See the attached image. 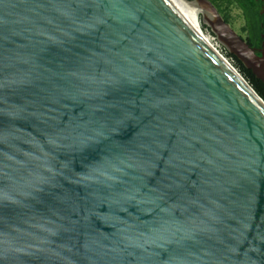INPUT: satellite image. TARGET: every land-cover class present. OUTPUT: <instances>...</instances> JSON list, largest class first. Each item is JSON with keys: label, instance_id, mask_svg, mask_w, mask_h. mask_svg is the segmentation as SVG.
Returning <instances> with one entry per match:
<instances>
[{"label": "water", "instance_id": "obj_1", "mask_svg": "<svg viewBox=\"0 0 264 264\" xmlns=\"http://www.w3.org/2000/svg\"><path fill=\"white\" fill-rule=\"evenodd\" d=\"M0 264H264V100L171 0H0Z\"/></svg>", "mask_w": 264, "mask_h": 264}, {"label": "trees", "instance_id": "obj_2", "mask_svg": "<svg viewBox=\"0 0 264 264\" xmlns=\"http://www.w3.org/2000/svg\"><path fill=\"white\" fill-rule=\"evenodd\" d=\"M193 1V0H190ZM216 7L225 22L233 26L234 18L230 14L231 4H236L241 9L243 24L240 27V36L260 55V48L264 40V13L262 0H209ZM199 25L205 34L215 36L211 28L203 22L202 14H199ZM221 53L231 62L240 74L249 82L254 90L264 100V83L247 68L236 55L220 46Z\"/></svg>", "mask_w": 264, "mask_h": 264}, {"label": "bare ground", "instance_id": "obj_3", "mask_svg": "<svg viewBox=\"0 0 264 264\" xmlns=\"http://www.w3.org/2000/svg\"><path fill=\"white\" fill-rule=\"evenodd\" d=\"M177 8L183 13L188 22L196 29V31L210 44V46L219 54L221 51L212 43V41L204 35L199 25V17L197 11V4L186 0H171ZM228 61V60H227Z\"/></svg>", "mask_w": 264, "mask_h": 264}, {"label": "rangeland", "instance_id": "obj_4", "mask_svg": "<svg viewBox=\"0 0 264 264\" xmlns=\"http://www.w3.org/2000/svg\"><path fill=\"white\" fill-rule=\"evenodd\" d=\"M197 11H198V17L199 14H202V9L197 7ZM230 14L231 16L234 18V22H233V26L232 28L235 30V32H237L240 35V27L243 24V18L241 17V9L236 5V4H231L230 6ZM207 37L212 41V43L218 48V50L220 51V46H223L224 48H226L217 38V36H211L206 34ZM235 55V54H234ZM228 60V59H227ZM229 61V60H228ZM230 62V61H229ZM231 63V62H230Z\"/></svg>", "mask_w": 264, "mask_h": 264}, {"label": "flooded vegetation", "instance_id": "obj_5", "mask_svg": "<svg viewBox=\"0 0 264 264\" xmlns=\"http://www.w3.org/2000/svg\"><path fill=\"white\" fill-rule=\"evenodd\" d=\"M262 2H263V8H262V11H263V13H264V0H262Z\"/></svg>", "mask_w": 264, "mask_h": 264}]
</instances>
